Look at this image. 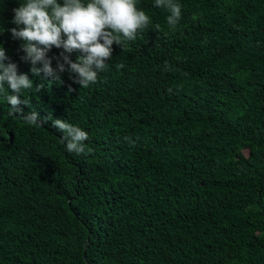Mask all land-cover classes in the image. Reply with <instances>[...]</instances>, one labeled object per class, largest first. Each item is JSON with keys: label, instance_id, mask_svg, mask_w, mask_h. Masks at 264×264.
I'll use <instances>...</instances> for the list:
<instances>
[{"label": "trees", "instance_id": "1", "mask_svg": "<svg viewBox=\"0 0 264 264\" xmlns=\"http://www.w3.org/2000/svg\"><path fill=\"white\" fill-rule=\"evenodd\" d=\"M23 2L0 0V45L34 81L19 107L89 140L68 153L0 92V264H264V0H177L174 30L137 0L150 26L86 89L31 74L10 32Z\"/></svg>", "mask_w": 264, "mask_h": 264}, {"label": "clouds", "instance_id": "2", "mask_svg": "<svg viewBox=\"0 0 264 264\" xmlns=\"http://www.w3.org/2000/svg\"><path fill=\"white\" fill-rule=\"evenodd\" d=\"M154 6L168 13L166 23L174 30L182 18L181 4L177 0H154ZM12 11V23L16 27L10 29L11 36L21 42L20 51L24 53L21 60L30 63L31 74L63 84L62 74L67 72L74 83L85 89L97 82L100 72L108 70L114 44L124 48L151 24L146 12L137 7V0H62V3L60 0H24ZM155 28L159 30L160 25ZM53 48L63 51L50 58ZM73 53H78L75 62L71 59ZM123 67L117 65L118 69ZM18 69V64L12 62L6 48L0 45V92L7 89L8 93L9 90L14 93L6 96L11 105L9 115L19 116L26 125L42 127L52 120L51 116L41 118L38 112L25 113L19 107L29 105L28 100L20 97L33 89L34 81ZM165 70H171L167 62ZM42 89V83L35 86L37 93ZM69 91L74 89L69 87ZM172 91L168 89L170 94ZM52 126L64 134L61 143L66 145L68 153H85L84 142L89 140L87 131L64 119L52 120ZM124 139L135 144L131 137Z\"/></svg>", "mask_w": 264, "mask_h": 264}]
</instances>
